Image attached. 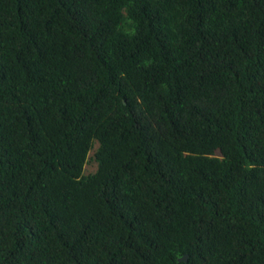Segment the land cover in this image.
<instances>
[{
    "label": "trees",
    "instance_id": "16d2710c",
    "mask_svg": "<svg viewBox=\"0 0 264 264\" xmlns=\"http://www.w3.org/2000/svg\"><path fill=\"white\" fill-rule=\"evenodd\" d=\"M0 264H264V0H0Z\"/></svg>",
    "mask_w": 264,
    "mask_h": 264
},
{
    "label": "rangeland",
    "instance_id": "374dc122",
    "mask_svg": "<svg viewBox=\"0 0 264 264\" xmlns=\"http://www.w3.org/2000/svg\"><path fill=\"white\" fill-rule=\"evenodd\" d=\"M86 168L89 170V169H91L92 167H91L90 165H88Z\"/></svg>",
    "mask_w": 264,
    "mask_h": 264
},
{
    "label": "water",
    "instance_id": "95a60500",
    "mask_svg": "<svg viewBox=\"0 0 264 264\" xmlns=\"http://www.w3.org/2000/svg\"><path fill=\"white\" fill-rule=\"evenodd\" d=\"M183 258L185 259V256H183L182 259H183Z\"/></svg>",
    "mask_w": 264,
    "mask_h": 264
}]
</instances>
